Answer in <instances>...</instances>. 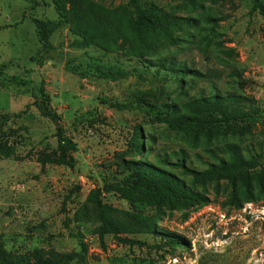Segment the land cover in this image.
<instances>
[{
	"label": "rangeland",
	"instance_id": "obj_1",
	"mask_svg": "<svg viewBox=\"0 0 264 264\" xmlns=\"http://www.w3.org/2000/svg\"><path fill=\"white\" fill-rule=\"evenodd\" d=\"M93 1L135 10L132 0ZM188 1L139 0L144 10L156 6L192 17L194 24L175 31L177 44L161 42L136 55L122 41L117 50L72 47L76 36L60 22L58 0H0V116L9 115L0 117V251L79 253L81 264H264V186L256 179L250 191L234 190L226 179L196 186L209 199L190 208L104 193L115 214L137 230L122 236L143 246L114 235L103 246L95 225L82 219L81 208L96 188L132 180V163L192 184L183 165L204 170L228 157V143L264 162V14L252 12L253 0H197L195 10ZM36 20L58 22L55 29L45 27L48 47ZM89 63L126 75L113 80L85 74ZM169 63L186 74L171 71ZM35 88L51 96L78 144L73 166L41 162L59 147L56 125L34 104ZM216 94L241 96L234 106L249 117L223 126L210 140L192 142L148 109L164 116L170 105ZM112 102L135 107L116 109ZM7 150L13 155L7 157Z\"/></svg>",
	"mask_w": 264,
	"mask_h": 264
},
{
	"label": "trees",
	"instance_id": "obj_2",
	"mask_svg": "<svg viewBox=\"0 0 264 264\" xmlns=\"http://www.w3.org/2000/svg\"><path fill=\"white\" fill-rule=\"evenodd\" d=\"M132 3L135 10L125 7L109 9L93 0H58L57 5L62 16L60 22L68 24L76 36L70 45L82 49L97 45L108 50H117L119 42L122 41L128 44L133 54L147 55L158 43L177 44L180 38L175 36V31L182 29L184 25L194 24L192 17L170 15L156 6L144 10L140 7L139 0H132ZM187 7L190 10L197 9V0H189ZM255 11L264 14V0H253L252 12ZM36 23L40 39L44 46L48 47L45 27L55 29L58 22L36 20ZM225 51L230 54L234 50ZM92 64L89 63L83 73H94L92 75L105 76L113 80L126 75L120 69H105ZM164 65L163 62L160 66ZM168 69L186 74L185 70L175 68L172 63L168 64ZM193 73L199 72L194 70ZM34 95V104L40 113L49 118L57 129L58 152L53 156L42 157V164L53 162L73 166L75 158L72 153L78 150L77 142L67 135L61 114L52 106L51 96L43 88H35ZM242 99L238 95L221 96L218 94L193 98L181 105L168 106L170 111L164 116L152 105L148 104V109L159 115V118H162L171 130L181 132L192 142H196L202 137L210 140L223 126L231 127L235 120L249 117L248 113L234 106ZM111 106L116 109L135 107L132 103L121 102H112ZM0 117L6 120L9 115L5 114ZM135 145L140 147L136 142ZM223 151L228 157H218L217 162L211 163L204 170L192 169L183 165L185 172L192 176V184L153 165L132 163L133 165L128 166L133 171L132 180L126 183H105L102 188H96L81 208L82 219L95 225L96 233L103 246H105L107 235H114L121 242L131 246L135 244L143 246L145 242L142 240L122 236V234L137 232V230H132L134 228L115 214V207L104 201V193H119L131 203L166 204L172 208L180 204L184 208H190L208 201V196L203 191L197 190L196 186H206L210 181L219 182L226 179L234 190L243 186L245 191H250L255 179L261 186H264V162L261 161L259 155L246 158L239 146L234 143L226 144ZM5 155L9 157L13 155V152L7 150ZM258 167L261 169L255 173L254 170ZM87 248L82 241V252H86ZM79 255V253L65 252L16 255L0 251V264H81L83 259Z\"/></svg>",
	"mask_w": 264,
	"mask_h": 264
}]
</instances>
